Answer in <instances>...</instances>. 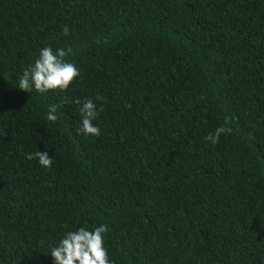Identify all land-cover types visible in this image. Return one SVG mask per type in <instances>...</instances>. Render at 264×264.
I'll list each match as a JSON object with an SVG mask.
<instances>
[{
	"label": "trees",
	"instance_id": "16d2710c",
	"mask_svg": "<svg viewBox=\"0 0 264 264\" xmlns=\"http://www.w3.org/2000/svg\"><path fill=\"white\" fill-rule=\"evenodd\" d=\"M45 47L80 75L19 90ZM101 224L111 264H264V0H0V264Z\"/></svg>",
	"mask_w": 264,
	"mask_h": 264
},
{
	"label": "clouds",
	"instance_id": "9594fccd",
	"mask_svg": "<svg viewBox=\"0 0 264 264\" xmlns=\"http://www.w3.org/2000/svg\"><path fill=\"white\" fill-rule=\"evenodd\" d=\"M63 34L69 35L67 25L64 26ZM72 51L70 47L67 50L60 48L55 51L51 47L42 48L34 64L18 76V83L15 87L29 93L34 88L37 93L41 94L50 90L67 91L75 78L80 75L75 64L66 60ZM75 103L81 104V101L76 100ZM57 109L58 105L49 106L46 114L48 121H57ZM80 115L81 127L77 129V132L99 136L100 129L93 123L98 115L93 100L86 98L83 101ZM231 122L232 117L226 115L224 123L217 127L213 133H209L205 139L212 144L218 143L221 135L232 132ZM53 158L46 151L27 154L28 160L36 159L45 168L52 166ZM107 231L108 227L104 224L92 230L80 227L77 230L67 231L58 244L51 247L48 254L53 258L54 264H111L104 242V234Z\"/></svg>",
	"mask_w": 264,
	"mask_h": 264
}]
</instances>
